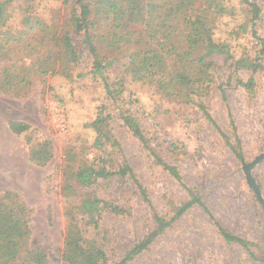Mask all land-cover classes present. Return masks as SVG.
<instances>
[{
    "label": "rangeland",
    "instance_id": "rangeland-1",
    "mask_svg": "<svg viewBox=\"0 0 264 264\" xmlns=\"http://www.w3.org/2000/svg\"><path fill=\"white\" fill-rule=\"evenodd\" d=\"M87 1L92 9V41L103 64L109 62L105 76L110 83L125 82L124 105L139 120L151 145L178 167L184 180L178 181L155 163L121 120L117 104L107 97L103 78L94 72L84 31H76L72 24L73 8L79 11L76 0H14L8 6L9 22L0 31V42L5 45L0 74L6 68L12 74L0 90V195L5 189L15 191L32 208L30 250L41 248L45 264H64L65 248L69 264L80 263L72 247L65 246L66 201L61 183L83 159L96 154L108 158L112 153L108 166L118 167L125 157L161 216L171 218L190 198L185 187L199 194L207 209L194 204L127 264H264V208L243 170V163L264 153V0H249L261 8L255 21L245 0H223L227 13L219 17L213 34L228 45L232 58L215 57L210 73L190 63L186 71L191 78L203 81L197 80L193 92L173 80L181 69L173 62L178 46L162 51L159 42L151 39L142 21L146 13L142 6L131 17L129 0ZM153 2L144 0L143 5ZM204 3L197 1L195 8L202 9ZM123 10L128 14L124 16ZM178 25L182 31L183 24ZM67 31L77 61L64 53L41 75L40 63L54 54L53 36ZM149 50L163 53L164 60L154 65L151 58L141 67V58ZM244 58L258 62L259 70L236 65ZM23 77L28 80L24 88L19 83ZM250 77L256 82L254 91L238 82ZM200 102L220 129L205 117ZM104 105L113 115L112 134L123 155L115 153L110 143L102 151L93 145L96 133L90 123ZM10 121H24L31 128L16 134ZM236 138L241 141L243 159L233 152ZM44 142L52 146L53 157L40 164L31 160L30 146ZM72 154L80 159L73 160ZM252 174L264 199V160ZM91 191L126 210L123 215L104 210L98 229L82 223L86 237L106 253L105 264H116L154 230L153 211L129 177L101 179ZM216 222L247 239L249 245L227 241Z\"/></svg>",
    "mask_w": 264,
    "mask_h": 264
},
{
    "label": "trees",
    "instance_id": "trees-1",
    "mask_svg": "<svg viewBox=\"0 0 264 264\" xmlns=\"http://www.w3.org/2000/svg\"><path fill=\"white\" fill-rule=\"evenodd\" d=\"M14 0L0 1V31L5 28L9 22L8 6ZM36 1V0H26ZM199 0H155L153 3H146L144 0H129L133 6L129 10L132 17L134 13L142 6L145 30L148 32L151 39L157 40L162 51H169L178 46L177 51L173 55L174 65H180L181 69L177 70L173 80L189 88L192 92L195 89V84L202 79L193 80L190 74L186 71L191 68V64H199L200 70L203 73L207 71L210 73L214 66V58L222 56L226 61L232 58L230 49L225 43H221L214 38V28L219 17L227 13V8L223 0H201L205 1L204 7L195 8V3ZM251 8L252 20L255 21L260 17L261 8L256 2L245 0ZM76 7L72 12V24L76 31H84L85 41L94 57V72L96 75L103 78L106 88L107 97L112 99L117 104L120 118L128 129L140 139L143 146L150 151L154 157L155 163L161 165L174 178L183 183L184 177L176 165L168 163L151 145L145 131L142 129L139 120L130 112L124 105L125 100L121 99L124 92L123 80L109 82V78L105 76L104 68L109 62L103 64L96 46L92 41V35L89 32V25L91 24L90 16L92 14L91 3L87 0H76ZM110 6H113L111 3ZM115 8V7H114ZM195 10H198L195 15ZM125 16L128 14L125 10L122 11ZM118 14L115 13V17ZM182 23L184 28L182 31L179 25ZM39 25V24H38ZM254 34L256 32L254 31ZM179 39V40H177ZM53 46L55 50L53 55L42 60L39 66L41 75H46L51 66L61 60L62 55L67 54L72 61H77L78 55L75 46L72 43L70 33L64 32L59 36H53ZM264 43V41H263ZM262 43V44H263ZM5 57V45L0 42V62ZM151 58H153L154 65H160L164 58L163 53L149 50L143 58H141V67H146ZM52 59V60H51ZM240 67L247 68L253 72H257L260 64L252 59H241L236 63ZM2 74L4 77L1 78ZM11 71L4 69L0 74V90L5 85V82L11 81ZM209 80V74L207 76ZM203 82V81H202ZM243 87L250 91H254L256 86L255 79L250 77L247 81H238ZM22 88L28 83L26 77L19 80ZM13 88V87H9ZM12 92V89H7ZM120 100V103L118 101ZM200 109L204 112L205 117L213 123L216 129H220L212 114L209 112L207 106L200 102ZM113 115L107 111L106 105L100 107L96 118L90 123V126L96 133L94 146L97 150L102 151V147L106 143H110L114 152L122 154V148L116 137L112 134V127L110 120ZM9 126L16 134H22L30 130V125L24 121H10ZM30 158L40 164H46L52 157V146L49 142L38 143L30 146ZM241 141L236 138V147L233 149L234 154L243 159L241 152ZM108 158L102 157L100 154L94 155L91 159H83L75 170L61 183V193L65 198L66 205L64 208V216L66 219L65 227V246L72 247L80 258L79 264H105L106 253L96 243L94 239H88L85 235L82 223L92 226L94 229L99 228V223L104 210H109L112 214L123 215L126 210L120 205L104 200L97 194L92 192V188L101 179H109L114 176L121 178L129 177L137 187L142 200L153 211V218L155 221V228L148 235L145 236L141 245L136 246L133 251L126 255L121 261L116 264H127L133 259L140 248L147 247L153 240L162 234L168 227H170L175 220L180 218L188 209L198 204L205 210L206 206L199 194L195 193L192 188L185 187L189 193V199L177 207L176 212L171 218L161 216L155 209L150 194L146 186L141 182L137 173L132 168L128 160L124 157L118 167H109ZM73 160H79L77 154H72ZM32 208L26 201L15 191L3 190L0 195V264H45L46 255L41 248L30 250L29 240L31 237V221ZM220 233L229 241L239 242L244 246H248V240L240 236L231 234L224 229L218 222H216ZM64 264H69L70 258L65 253V248L62 253Z\"/></svg>",
    "mask_w": 264,
    "mask_h": 264
},
{
    "label": "water",
    "instance_id": "water-1",
    "mask_svg": "<svg viewBox=\"0 0 264 264\" xmlns=\"http://www.w3.org/2000/svg\"><path fill=\"white\" fill-rule=\"evenodd\" d=\"M263 160H264V153H261L260 155L255 157L252 161H250L248 163H243V170H244V173L246 176V181H247L249 187L254 191V193L256 194L257 198L259 199L261 205L264 208V199L262 197L258 183L252 174L253 168L256 165H258L259 163H261Z\"/></svg>",
    "mask_w": 264,
    "mask_h": 264
}]
</instances>
